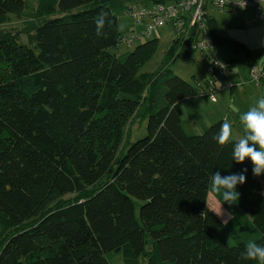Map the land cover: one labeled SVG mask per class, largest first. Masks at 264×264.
<instances>
[{
    "label": "trees",
    "instance_id": "trees-1",
    "mask_svg": "<svg viewBox=\"0 0 264 264\" xmlns=\"http://www.w3.org/2000/svg\"><path fill=\"white\" fill-rule=\"evenodd\" d=\"M137 1L0 0V264H109L115 252L123 264H256L242 253L250 239L264 244V175L232 161L237 140L216 143L222 122L181 128L180 103L205 91L169 66L194 55L195 26L175 33L153 73L140 71L158 38L118 54V15ZM101 12L110 23L97 36ZM15 19L21 29L4 31ZM204 29L213 49L249 56L209 14ZM138 117L147 135L126 148ZM244 169L225 224L208 206L209 194L223 203L209 179Z\"/></svg>",
    "mask_w": 264,
    "mask_h": 264
},
{
    "label": "rangeland",
    "instance_id": "rangeland-1",
    "mask_svg": "<svg viewBox=\"0 0 264 264\" xmlns=\"http://www.w3.org/2000/svg\"><path fill=\"white\" fill-rule=\"evenodd\" d=\"M142 0H139V2H135L138 4H134L136 7H142L143 4L141 2ZM264 9V4L262 6ZM209 15L212 16L218 23L219 33L222 37L226 38L227 40H237L242 41L246 40L249 44V52L250 56L253 58L259 57L262 53L264 55V23L261 22L255 14H253L250 10H221V9H215L212 6L209 7ZM119 20V32L121 34H128L133 30L134 26L132 23L126 19L124 10L120 12L118 15ZM23 26L22 22L18 19L12 20V22L8 23L7 26L3 28L4 31H10L17 33L19 29ZM19 41L22 40L26 44L30 41L29 36H27L25 33H19ZM174 37L173 34H171V26L168 25V27L163 28V31L158 35L160 47L155 54V57L152 58L149 62H147L141 69L140 73L145 74L147 73H153L157 70V67H159L160 63L163 60L164 53L169 48V45L172 43V38ZM152 39V38H146L143 41H139L133 44L131 48H126L123 46H119L118 48V54H126L132 52V50L137 47L138 45L143 44L146 40ZM201 41H203L202 38H200ZM245 43V42H244ZM246 44V43H245ZM248 46V45H247ZM115 50L112 49L111 53H114ZM229 51L223 50L222 48H219L216 50L215 48L208 47L206 50L201 51L199 48L194 50V55L190 60H186L184 56H181L179 59H177L174 63L170 64V68L172 69L173 73L178 76L180 79H184L190 84L194 85V79H196L199 83V86H201L204 90L205 85L204 82L207 80H210L212 83H214L216 86L220 87V85H224L225 88H223L220 93H228V89L226 88L227 83L229 82L230 72L232 68H235L238 66L241 70L243 69V63L240 61V58L237 59L236 62L231 63L230 66H227L226 70H219L215 73L213 72L214 65L213 62L217 61L218 63H222L224 61H227V59L230 57ZM232 67V68H231ZM218 70V69H217ZM194 77V79H193ZM250 86L253 90L252 92L246 91V86ZM242 83V81H238V84L233 87V90H235V96L233 97V101L235 102V105L237 107H242L239 98H241V101H243V105L247 103V100L251 99L254 101V104L256 101L264 97V84L259 86L253 83ZM238 86H241V88L238 89ZM244 89L243 96L240 95V90ZM220 93H217L216 95H219ZM201 98V97H200ZM192 100H186L180 103V107L184 112L182 113V129H185V132L187 135H197L203 133L207 127L210 125V117L213 115L206 116V118L202 119L200 116H197V109H193L191 106ZM246 106V105H245ZM205 112H208V108L205 106L203 107ZM242 109H245L243 107ZM189 114L194 115L197 117L195 120L194 118H190ZM147 117H138L135 119V121L132 123L130 127V134L127 137L126 148H128L130 145H132L136 140L141 139L147 135ZM212 124V123H211ZM207 126V127H206ZM126 151V149H123V153ZM263 187V194H264V185ZM207 202L210 210L214 213H217L221 210V205L218 201L215 200L213 196L210 194L207 197ZM133 204L135 205V217L137 221H140L139 217V209L142 206L143 202L141 200H137L133 198ZM223 212L227 214L226 211ZM222 222H224V218L218 216ZM109 264H123V255L119 253H107L105 254Z\"/></svg>",
    "mask_w": 264,
    "mask_h": 264
},
{
    "label": "built area",
    "instance_id": "built-area-1",
    "mask_svg": "<svg viewBox=\"0 0 264 264\" xmlns=\"http://www.w3.org/2000/svg\"><path fill=\"white\" fill-rule=\"evenodd\" d=\"M240 3L241 0H167L165 3L142 5V7L130 4L124 10V13L126 19L132 23L134 28L128 34H122L117 45L118 47L131 48L134 43L143 41L146 38H158L163 28L168 27V25L171 26V34L173 35L187 30L186 28L195 26L197 48L204 51L208 47L212 48L209 41H207V34L204 29L205 15L209 14L210 6L221 10H250L264 23V9L262 8L264 0H243V7L240 6ZM213 65L218 71L226 70L225 68L227 67L224 62L218 63L214 61ZM248 76L250 77V82L256 86L263 83L264 64L252 66L249 69ZM207 84L206 89L203 91H205V94L208 91L212 99L214 93L220 92L225 88L224 85L216 86L210 80ZM231 87L232 85L228 82L226 88Z\"/></svg>",
    "mask_w": 264,
    "mask_h": 264
},
{
    "label": "clouds",
    "instance_id": "clouds-1",
    "mask_svg": "<svg viewBox=\"0 0 264 264\" xmlns=\"http://www.w3.org/2000/svg\"><path fill=\"white\" fill-rule=\"evenodd\" d=\"M240 6H244L243 0H241ZM107 15V13L101 12L96 17L97 36L103 35ZM107 22L110 23V21ZM239 121L242 135L233 145L232 161L238 165L244 164L245 161H251L253 175L260 177L264 175V97L259 98L254 106L243 112ZM232 137L233 125L225 118L213 139L223 148L232 142ZM246 172L247 169H244L240 173L223 176L217 171L209 179V192L223 201L221 210L215 214L222 218L226 216L225 224L232 219V216L230 213L223 212V204L232 205L237 198L239 199L236 189L246 182ZM228 242L230 241L228 240ZM242 258L246 261H255L256 264H264V244H258L254 239L248 240Z\"/></svg>",
    "mask_w": 264,
    "mask_h": 264
},
{
    "label": "crops",
    "instance_id": "crops-1",
    "mask_svg": "<svg viewBox=\"0 0 264 264\" xmlns=\"http://www.w3.org/2000/svg\"><path fill=\"white\" fill-rule=\"evenodd\" d=\"M139 2V1H138ZM142 3L140 4H146L147 6L150 5L151 3H149L147 0H142ZM148 2V3H147ZM138 4V3H137ZM226 39V38H225ZM237 41V40H235ZM242 41H238L242 44L245 45L246 50L248 52L249 56L246 55H242V54H235V52L233 51H229L228 53L230 54V57L227 59V61L232 59H235L234 61H231V63H234L237 61L238 58H240V61H242L243 65V69L241 70L238 66H236L235 68H232L231 72H230V76L229 77V83L232 85L231 88H227L229 91L227 94L225 93H220V92H216L213 95V99L210 97V94L207 91V94H205L203 97H198L196 99H192V103L191 104L193 109H197V116H200L202 119L206 118V116L209 117V115H213L210 117L211 121H210V125L211 123H216V122H224L225 118H227L229 120V122L233 125V139L238 140L240 138V136L242 135V130H241V125H240V121H239V117L240 115L247 111L250 107L254 106V101H252L251 99L247 100V103H245V105H243V101H241V98H239V101L242 105V107H237L235 105V102L233 101V97L235 96V90H233V86L238 84V81H242V83L247 84V83H251L250 82V77L248 76V72L249 69L252 66H256V65H262L264 64V55H260L259 57L253 58L250 56V52H249V44L246 40ZM248 45V46H247ZM226 61V62H227ZM228 64L229 66L231 65ZM263 83H261L259 86L263 85ZM246 86V91L247 92H252V88L248 85ZM257 87V86H256ZM241 88V86H240ZM239 89V88H238ZM204 90V89H203ZM243 91L244 89L240 90V95H242L243 99ZM217 93H220L219 95H216ZM208 108V112L204 111L203 107ZM243 107H245V109H242ZM180 111H181V116L182 113L184 112V110L181 109L180 107ZM190 118H194L195 120L197 119L196 116L189 114ZM182 121V120H181ZM183 122H181V126ZM207 127V126H206ZM209 127V126H208ZM207 127V128H208ZM183 128V127H181ZM185 132V129H183ZM186 133V132H185ZM187 134V133H186ZM202 134V133H201Z\"/></svg>",
    "mask_w": 264,
    "mask_h": 264
}]
</instances>
